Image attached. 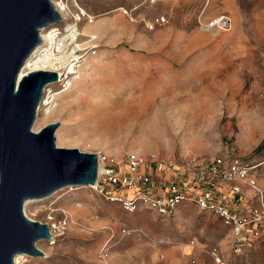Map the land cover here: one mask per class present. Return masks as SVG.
<instances>
[{"label":"rangeland","instance_id":"rangeland-1","mask_svg":"<svg viewBox=\"0 0 264 264\" xmlns=\"http://www.w3.org/2000/svg\"><path fill=\"white\" fill-rule=\"evenodd\" d=\"M64 1L67 17L54 23L60 31L77 12L91 21H78L77 42L58 54L42 28L44 43L22 70L62 77L47 86L33 131L57 121L56 146L119 167L136 152L160 182L168 176L156 162L169 159L262 162L256 179L264 189V0ZM221 15L230 28L210 25ZM71 55L75 64L65 68ZM110 191L72 185L28 201L29 219L48 225L67 217V225L54 244L38 241L43 256H24L26 264H264V241L236 254L230 229L210 212L188 203L170 216L127 211L106 198ZM132 229L143 235L124 232Z\"/></svg>","mask_w":264,"mask_h":264},{"label":"water","instance_id":"water-1","mask_svg":"<svg viewBox=\"0 0 264 264\" xmlns=\"http://www.w3.org/2000/svg\"><path fill=\"white\" fill-rule=\"evenodd\" d=\"M52 0H0V264L25 254L42 257L46 223L29 219L24 203L72 185L92 186L96 153L55 144L57 121L32 127L43 90L58 80L55 71L36 69L18 79L26 58L40 43L39 31L60 21Z\"/></svg>","mask_w":264,"mask_h":264},{"label":"built area","instance_id":"built-area-1","mask_svg":"<svg viewBox=\"0 0 264 264\" xmlns=\"http://www.w3.org/2000/svg\"><path fill=\"white\" fill-rule=\"evenodd\" d=\"M64 2L68 4L67 1ZM77 16L78 20L74 24L82 18L91 21V18L83 14ZM52 25L58 33L62 32ZM210 25L227 29L231 27V19L221 15ZM59 80L61 79L58 76L55 83L60 82ZM49 91L50 88L46 86L40 105H46L43 102L49 100L47 93ZM105 159L98 156L100 171L95 184L91 187L102 193L106 185L110 186L112 191L106 198L120 202L125 210L133 211L143 206L159 215L170 216L179 204H192L201 211L216 215L221 223L230 229L236 254H241L243 247H250L254 240L264 239V189L258 185L256 179L262 162H248L236 156L217 157L203 162L195 156H190L179 163L169 159L156 162L155 168L168 176L162 177L164 182H160L153 174L141 169L143 159L136 152L127 153L123 167L105 163ZM246 197L253 199V204L248 208H242V200ZM66 225L67 217L48 224L50 238L46 242L54 244ZM124 232L143 235L140 229ZM211 254L219 263L220 258L216 251L213 250ZM103 255L101 251L100 256ZM16 256L18 254L13 257V264H22L21 260H15ZM25 257L27 258V255ZM23 264H26V261Z\"/></svg>","mask_w":264,"mask_h":264},{"label":"bare ground","instance_id":"bare-ground-1","mask_svg":"<svg viewBox=\"0 0 264 264\" xmlns=\"http://www.w3.org/2000/svg\"><path fill=\"white\" fill-rule=\"evenodd\" d=\"M52 3H53V6L54 8L59 12L60 16H61V20H65L66 17H67V13L69 11V8H68V4L66 5V3L64 1L62 2H58L56 0H52ZM59 5V6H58ZM80 15L81 13L80 12H77L75 14H73V19L74 21L78 20V16L77 15ZM65 15V16H64ZM48 27H50L48 30H46ZM44 29L42 30V28L40 29L39 31V35H40V43L34 48V50L32 51V53L26 58V60L24 61L27 62L34 54H36L39 49L41 48L42 44L44 43V35L42 34V31H46L47 35H49L48 37V46H51V50H52V53H57L61 50L62 46L64 45V43L67 42V44L69 45L70 47V51L72 50V45H74L76 42H77V37H78V26H77V22L74 24V22L72 23V25L69 27V31H67L66 33L65 32H57V29L54 28L53 26H47V27H43ZM42 30V31H41ZM70 36L69 38H66L65 36ZM60 53V52H59ZM74 57H71L69 58V61L67 63V65L65 66V68L67 66H72V64L74 65ZM23 63V65H24ZM21 66L19 72H18V79L21 78L23 75H25L26 73L28 72H24L22 70V67L24 66ZM41 69V68H39ZM36 70V69H34ZM44 70H49V69H44ZM32 71V70H30ZM51 71H54V70H51ZM56 72V71H55ZM59 78H60V74L57 72ZM100 171V166L98 165V172H97V175ZM29 201V200H28ZM26 201L24 203V205L28 202ZM24 213L25 212V209H24ZM26 215V214H25ZM37 245V244H36ZM44 251V250H43ZM45 253V252H44ZM25 255H20L18 254V256L15 257V260L16 261H22V264L23 262H27V259L24 258Z\"/></svg>","mask_w":264,"mask_h":264},{"label":"crops","instance_id":"crops-1","mask_svg":"<svg viewBox=\"0 0 264 264\" xmlns=\"http://www.w3.org/2000/svg\"><path fill=\"white\" fill-rule=\"evenodd\" d=\"M252 204H253V199H251L250 197H246L245 199L242 200L241 207L248 208Z\"/></svg>","mask_w":264,"mask_h":264},{"label":"trees","instance_id":"trees-1","mask_svg":"<svg viewBox=\"0 0 264 264\" xmlns=\"http://www.w3.org/2000/svg\"><path fill=\"white\" fill-rule=\"evenodd\" d=\"M262 144H264V140L262 141ZM251 162H253V161H251ZM218 218V217H217ZM219 220H220V218H218ZM221 221V220H220ZM259 240H261V241H264V239H256V240H254L253 242H252V244L254 243V242H256V241H259ZM252 244H251V246H252ZM250 246V247H251Z\"/></svg>","mask_w":264,"mask_h":264}]
</instances>
